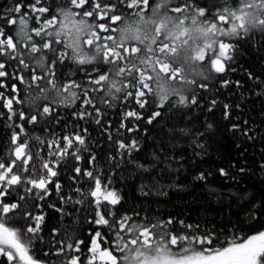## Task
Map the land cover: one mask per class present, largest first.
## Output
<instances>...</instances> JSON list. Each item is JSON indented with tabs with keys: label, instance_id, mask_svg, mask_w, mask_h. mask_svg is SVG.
I'll list each match as a JSON object with an SVG mask.
<instances>
[{
	"label": "snow or ice",
	"instance_id": "obj_1",
	"mask_svg": "<svg viewBox=\"0 0 264 264\" xmlns=\"http://www.w3.org/2000/svg\"><path fill=\"white\" fill-rule=\"evenodd\" d=\"M0 264H264V0L0 5Z\"/></svg>",
	"mask_w": 264,
	"mask_h": 264
},
{
	"label": "trees",
	"instance_id": "obj_2",
	"mask_svg": "<svg viewBox=\"0 0 264 264\" xmlns=\"http://www.w3.org/2000/svg\"><path fill=\"white\" fill-rule=\"evenodd\" d=\"M5 2H6V0H0V5H3Z\"/></svg>",
	"mask_w": 264,
	"mask_h": 264
}]
</instances>
